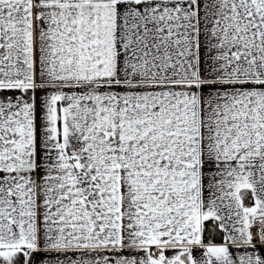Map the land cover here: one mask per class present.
I'll return each mask as SVG.
<instances>
[{"label":"snow or ice","instance_id":"snow-or-ice-1","mask_svg":"<svg viewBox=\"0 0 264 264\" xmlns=\"http://www.w3.org/2000/svg\"><path fill=\"white\" fill-rule=\"evenodd\" d=\"M0 264H264V0H0Z\"/></svg>","mask_w":264,"mask_h":264}]
</instances>
